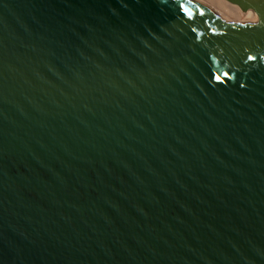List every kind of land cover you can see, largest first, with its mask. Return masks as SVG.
Wrapping results in <instances>:
<instances>
[{"label": "water", "instance_id": "obj_1", "mask_svg": "<svg viewBox=\"0 0 264 264\" xmlns=\"http://www.w3.org/2000/svg\"><path fill=\"white\" fill-rule=\"evenodd\" d=\"M261 36L197 0H0V264H264Z\"/></svg>", "mask_w": 264, "mask_h": 264}, {"label": "bare ground", "instance_id": "obj_2", "mask_svg": "<svg viewBox=\"0 0 264 264\" xmlns=\"http://www.w3.org/2000/svg\"><path fill=\"white\" fill-rule=\"evenodd\" d=\"M211 8L225 20L234 23L245 30H262L264 29V15L255 14L251 10L241 11L238 6L227 0H197ZM264 36H261L263 38Z\"/></svg>", "mask_w": 264, "mask_h": 264}, {"label": "snow or ice", "instance_id": "obj_3", "mask_svg": "<svg viewBox=\"0 0 264 264\" xmlns=\"http://www.w3.org/2000/svg\"><path fill=\"white\" fill-rule=\"evenodd\" d=\"M183 7H184V5L182 4V5H181V8H183ZM248 59H249V60H252V59H254V57H253V56H249ZM261 59H264V57H261Z\"/></svg>", "mask_w": 264, "mask_h": 264}]
</instances>
